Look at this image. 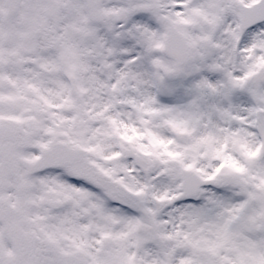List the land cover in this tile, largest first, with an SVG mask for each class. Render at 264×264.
Wrapping results in <instances>:
<instances>
[{"label":"snow or ice","instance_id":"obj_1","mask_svg":"<svg viewBox=\"0 0 264 264\" xmlns=\"http://www.w3.org/2000/svg\"><path fill=\"white\" fill-rule=\"evenodd\" d=\"M0 264H264V0H0Z\"/></svg>","mask_w":264,"mask_h":264}]
</instances>
